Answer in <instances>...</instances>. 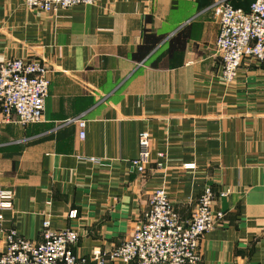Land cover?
Instances as JSON below:
<instances>
[{
    "label": "crops",
    "instance_id": "1",
    "mask_svg": "<svg viewBox=\"0 0 264 264\" xmlns=\"http://www.w3.org/2000/svg\"><path fill=\"white\" fill-rule=\"evenodd\" d=\"M215 1L96 0L43 12L0 0V61L41 59L49 78L41 121L23 125L0 109V186L14 193L0 250L8 228L40 241L44 219L78 232L77 255L111 249L157 187L189 219L209 186L223 216L202 235L196 264H264V64L245 58L233 85L221 83ZM226 1L247 10L253 0ZM143 129L150 162L140 173L130 160Z\"/></svg>",
    "mask_w": 264,
    "mask_h": 264
},
{
    "label": "built area",
    "instance_id": "2",
    "mask_svg": "<svg viewBox=\"0 0 264 264\" xmlns=\"http://www.w3.org/2000/svg\"><path fill=\"white\" fill-rule=\"evenodd\" d=\"M29 9L50 12L76 4H92L96 0H23ZM213 14L219 24L214 48L221 59L219 79L225 87L235 82L243 59L264 64V0H253L244 10L226 0L215 1ZM48 68L41 59L7 58L0 61V109L6 119L13 114L21 124L41 121L48 95ZM79 137L83 138L85 120L75 119ZM163 156L164 153H158ZM88 160L96 161L90 157ZM150 162V133H138V153L130 160L137 172H144ZM160 165V163H159ZM191 163L184 164L190 168ZM228 189L220 195H227ZM14 193L0 186V229L2 210L12 209ZM215 194L209 186L199 194L189 219H182L168 197L165 187L154 189L142 220L121 244L104 249L95 246L88 256L77 255L73 245L78 239L75 229H53L44 219L41 240L23 237L14 228L4 230V246L0 264H196L199 241L223 216L213 208ZM77 211L71 210L69 217Z\"/></svg>",
    "mask_w": 264,
    "mask_h": 264
}]
</instances>
